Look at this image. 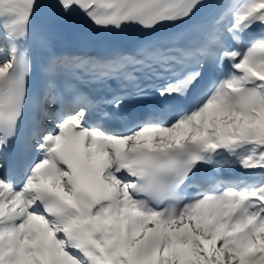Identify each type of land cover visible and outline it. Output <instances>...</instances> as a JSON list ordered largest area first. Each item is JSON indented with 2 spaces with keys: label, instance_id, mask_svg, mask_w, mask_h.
<instances>
[{
  "label": "snow or ice",
  "instance_id": "obj_1",
  "mask_svg": "<svg viewBox=\"0 0 264 264\" xmlns=\"http://www.w3.org/2000/svg\"><path fill=\"white\" fill-rule=\"evenodd\" d=\"M0 264H264V0H0Z\"/></svg>",
  "mask_w": 264,
  "mask_h": 264
}]
</instances>
